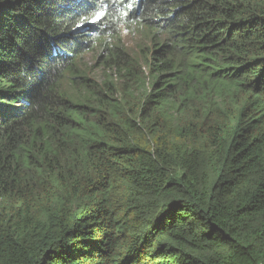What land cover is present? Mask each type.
<instances>
[{
    "label": "trees",
    "instance_id": "obj_1",
    "mask_svg": "<svg viewBox=\"0 0 264 264\" xmlns=\"http://www.w3.org/2000/svg\"><path fill=\"white\" fill-rule=\"evenodd\" d=\"M92 1L0 0V264H264V0Z\"/></svg>",
    "mask_w": 264,
    "mask_h": 264
},
{
    "label": "clouds",
    "instance_id": "obj_2",
    "mask_svg": "<svg viewBox=\"0 0 264 264\" xmlns=\"http://www.w3.org/2000/svg\"><path fill=\"white\" fill-rule=\"evenodd\" d=\"M148 0H142L140 3H145ZM160 1V6L163 4V0H159ZM86 2L88 3V5L90 6L91 3L93 2L92 0H86ZM125 3L127 5H134V0H125ZM132 10V9H130ZM169 16H171V18H173V14L168 12ZM105 11L103 9L98 10L95 15L93 16H89L88 14L85 15V19L87 21V25L84 28H81L80 30H78L76 33L77 34H83L86 35L87 37H91L92 34H94V27L96 24L97 19L99 18H103L105 17ZM155 18L157 20L154 21L153 24L147 25V22L145 20V27H143V20L138 21V20H131L132 22V29L129 32V42H126V48L129 50H132L136 53H138L139 51H141L140 49H146L149 50V52L152 54L155 51L154 45H152V41L154 40V38H157L158 41L162 42L161 47L163 45V42L167 39H172L173 40V36L171 33V30L165 28L162 24H160V21L163 19V15L161 14V11L157 14L154 15ZM143 27V28H142ZM142 28V29H141ZM117 29V28H116ZM141 29V31H139ZM104 35H111L112 36V44L117 42L118 39V35H117V31H111L109 29V26L106 24L104 27ZM96 36H100L101 34H96ZM86 43V41H85ZM85 43H83V47L82 49H78V48H72V56L70 57L67 56V54L65 53L68 50V46L67 47H61L59 45H57L54 41L51 43L52 46V55H51V59L53 61H58L62 64L63 60H67L70 59L71 64L72 63H77L80 60L86 61L85 63H90L88 62L87 56L88 53L90 51L91 48H95L97 45H94L93 43V39L92 42L89 45H85ZM51 62V60H50ZM52 63V62H51ZM99 71H95L92 72V74H96ZM41 76V75H39ZM40 80V79H39Z\"/></svg>",
    "mask_w": 264,
    "mask_h": 264
},
{
    "label": "rangeland",
    "instance_id": "obj_3",
    "mask_svg": "<svg viewBox=\"0 0 264 264\" xmlns=\"http://www.w3.org/2000/svg\"><path fill=\"white\" fill-rule=\"evenodd\" d=\"M132 26L125 28L124 26H121V29L117 32V35L119 36V38L122 40V42L126 45V42H129V32L131 31ZM88 62L91 63L92 67L96 70V71H100L102 70L101 65L97 62V52L88 54L87 59ZM86 61L80 60L77 63V67H81L85 64ZM97 62V63H96Z\"/></svg>",
    "mask_w": 264,
    "mask_h": 264
},
{
    "label": "bare ground",
    "instance_id": "obj_4",
    "mask_svg": "<svg viewBox=\"0 0 264 264\" xmlns=\"http://www.w3.org/2000/svg\"><path fill=\"white\" fill-rule=\"evenodd\" d=\"M122 10H123L125 13H127V11H126L125 9H122ZM130 16H131V14H130ZM119 21H120L119 24H120L121 26H124V27H126L127 24H131L130 22H127V23L124 22V20H119Z\"/></svg>",
    "mask_w": 264,
    "mask_h": 264
}]
</instances>
